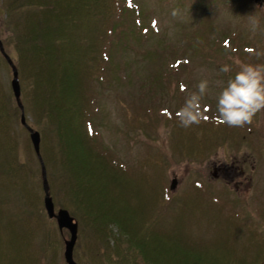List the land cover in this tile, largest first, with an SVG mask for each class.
<instances>
[{"label":"rangeland","instance_id":"374dc122","mask_svg":"<svg viewBox=\"0 0 264 264\" xmlns=\"http://www.w3.org/2000/svg\"><path fill=\"white\" fill-rule=\"evenodd\" d=\"M10 1L0 0V39L6 52L17 62L16 34L23 29L33 5H23L11 12L7 10ZM135 1L144 10L141 16L134 14L140 19L139 24L131 25L134 32L126 36L127 45L113 48L108 77L102 82L93 79L88 90L96 102L92 107L99 135L119 158V163L127 167L126 175L137 182L134 186L139 194L131 197L132 211L136 213L144 197L150 198L143 204L145 211H164L157 228L168 234L174 224H182L181 236L189 239L185 242L211 252L208 255L202 252L206 261L212 259V253L217 255V260L213 258L215 262L253 261L256 254L261 257L259 253L264 252V135L260 132L264 112L258 113L250 126L219 125L215 119V96L222 84L239 70L237 61L264 65V0ZM253 19L257 22L255 31ZM225 65L230 66V72L221 71ZM12 78V68L0 53V101L7 103L11 118L6 138L5 125L0 119V203L5 216L11 212L18 219L31 211L23 195L9 185L8 162L17 153L33 171L38 170V164L32 153L35 150L30 132L21 122L22 110L12 90ZM19 79L21 100L25 96L22 103L26 120L36 123L34 108L26 98L31 90L30 80L20 72ZM201 80L209 81L204 100L208 119L201 125L207 124L211 130L204 135L191 132L194 126L181 127L176 118L185 99L197 91ZM15 106L20 109V115ZM164 110H169L173 118ZM32 127L41 137L43 132L44 141L53 136L46 122ZM8 135L11 148L8 154L13 155L6 157L4 144ZM242 148L248 151L242 153ZM51 173L55 183L52 180L50 191L56 209L69 210L79 223L76 247L83 258L81 264H111L105 256L107 248L61 190V171L52 165ZM174 179L178 184L171 190ZM166 194L171 200L168 210ZM151 211L147 210L148 214ZM47 217L43 225L53 231L52 238L59 249L53 254L48 252L49 247L44 243L46 230L37 231L27 245L17 244L20 249L14 255L9 254L6 264H14L12 259L25 252L24 259L30 264H37L35 258L49 264H67L64 242L70 233L67 229L60 231L56 220L52 222ZM2 232L5 233L0 247L7 253L12 247L10 233L5 229ZM254 238L261 248L251 244L249 240ZM98 250L100 256L96 254Z\"/></svg>","mask_w":264,"mask_h":264},{"label":"trees","instance_id":"16d2710c","mask_svg":"<svg viewBox=\"0 0 264 264\" xmlns=\"http://www.w3.org/2000/svg\"><path fill=\"white\" fill-rule=\"evenodd\" d=\"M19 1L23 0L8 2L7 10L12 12L23 5H33V10L29 9L23 29L16 34L18 59L15 63L20 75L24 74L30 80L31 90L26 98L35 111L36 123L33 124L46 122L53 133L47 142L44 141L45 136L43 140L42 132L41 147L50 187L53 165L61 171V190L81 211L86 225H91L94 235L107 248V260L110 259L111 264H232L231 259L215 262V253L211 254V260L203 259L202 252H211L201 251L199 246L185 242L189 239L181 236L182 224H174L168 234L164 229L159 230L157 223L164 211L147 209L151 211L148 214L143 204L150 198L144 197L136 213L132 211L131 197L139 194L134 186L137 182L126 175L127 167L119 163V158L105 146L98 133L92 107L96 102L88 93L90 82L93 79L102 82L108 77L112 50L115 46L127 45L124 41L126 36L134 32L131 25L140 22L134 14L139 16L143 13L142 7L135 0ZM4 62L10 67L5 58ZM0 103H3L0 119L5 125L3 133L6 138L11 118L5 100ZM15 109L20 115V109L17 106ZM163 112L173 118L169 110ZM193 126L190 130L193 133L204 135L211 130L207 124ZM263 128L260 132L264 135ZM9 139L8 135L4 144L6 157L13 155L11 152L8 154L11 150ZM32 153L37 159V171L23 163L17 153L13 155L14 160L8 162L9 185L23 195L31 212L18 219L11 212L5 216L0 203V241L5 229L10 233L12 245L7 253L0 247V264H6L9 254L14 255L20 249L18 243H30L37 231L46 230L44 243L49 247L48 252L53 254L55 249H59L52 238V230L43 225L47 214L43 202L42 167L36 152ZM166 195L165 209L168 210L171 200ZM182 203L185 207L186 199ZM54 220L51 219L52 222ZM257 240L249 241L261 248ZM152 249L154 253L150 251ZM25 254H17L11 263L30 264L25 261ZM31 254L35 257L32 251ZM259 254L262 256L257 257L256 254L253 261L242 259L238 264H261L264 252ZM79 256V248L76 247L75 259L81 264L83 258ZM35 259L37 264H49L40 258Z\"/></svg>","mask_w":264,"mask_h":264},{"label":"clouds","instance_id":"9594fccd","mask_svg":"<svg viewBox=\"0 0 264 264\" xmlns=\"http://www.w3.org/2000/svg\"><path fill=\"white\" fill-rule=\"evenodd\" d=\"M173 15H176L173 12ZM257 22L252 20V30L255 31ZM239 70L234 76L223 83L218 95L215 96L216 123L228 127L242 128L254 123L258 113L264 112V65L244 64L239 61ZM222 72H230L225 65ZM209 81L201 80L197 91L190 93L184 105L179 109L176 118L181 127L190 128L200 125L208 117L204 100L208 94ZM247 149H241L244 153Z\"/></svg>","mask_w":264,"mask_h":264},{"label":"water","instance_id":"95a60500","mask_svg":"<svg viewBox=\"0 0 264 264\" xmlns=\"http://www.w3.org/2000/svg\"><path fill=\"white\" fill-rule=\"evenodd\" d=\"M0 52L12 68L13 78L11 82L12 90L16 97L17 103L22 110L21 122L30 132V138L34 147L36 154L38 155L41 167H42V177H43V189H44V208L47 213V216L50 219H55L60 231H64L67 229L70 233V237L65 239V250H64V258L67 264H80L75 260L74 251L79 237V223L73 217L69 210L60 208L56 209L55 203L53 201V197L50 191V185L47 178V170L41 155V142L42 137L41 133L35 130L26 120L24 105L21 100V85L19 79V71L18 68L11 58V56L6 52L3 41L0 39ZM215 177L216 174H215ZM177 180L174 179L171 183V190H175L177 187Z\"/></svg>","mask_w":264,"mask_h":264},{"label":"flooded vegetation","instance_id":"af4514ba","mask_svg":"<svg viewBox=\"0 0 264 264\" xmlns=\"http://www.w3.org/2000/svg\"><path fill=\"white\" fill-rule=\"evenodd\" d=\"M223 169V168H222ZM215 170H219V169H217V168H215ZM222 171V170H221ZM223 171H227V170H223Z\"/></svg>","mask_w":264,"mask_h":264}]
</instances>
